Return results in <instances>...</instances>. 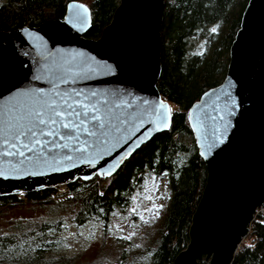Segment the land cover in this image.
Segmentation results:
<instances>
[{"label":"water","instance_id":"95a60500","mask_svg":"<svg viewBox=\"0 0 264 264\" xmlns=\"http://www.w3.org/2000/svg\"><path fill=\"white\" fill-rule=\"evenodd\" d=\"M119 4L95 40L85 37L91 27L90 7L77 1L67 5L61 19L0 31V132L5 124L25 123L38 102H59L75 92L81 100L89 96L110 106L120 104L113 111L127 121L105 137L107 143L90 148L87 158L72 151L76 144L53 150L46 160L37 161L26 150L32 160L0 155V198L52 190L77 179L88 182L95 175L112 177L141 146L169 130L171 107L156 88L165 2ZM243 12L224 81L188 111V125L208 169L207 182L192 215L189 245L173 264H199L203 259L231 264L250 232L256 208L264 206V0H249ZM93 92L96 97H91ZM85 139L82 135L81 143ZM5 150L9 145L0 143V153ZM65 154L73 159H61ZM109 171L111 175H103Z\"/></svg>","mask_w":264,"mask_h":264},{"label":"trees","instance_id":"16d2710c","mask_svg":"<svg viewBox=\"0 0 264 264\" xmlns=\"http://www.w3.org/2000/svg\"><path fill=\"white\" fill-rule=\"evenodd\" d=\"M71 1L90 7L92 21L85 37L91 40L100 36L120 5V0H0V31L33 28L47 20L61 19ZM164 2L160 25L162 70L156 88L171 107L169 130L152 137L112 177L99 179L100 184L93 179L88 182L77 179L69 184L70 198L53 206L60 211L57 218H43L26 225L17 223L12 232L0 234V264H68L69 257L54 253L64 247L69 223L76 228L97 225L107 233L114 216L129 210L136 193L152 190L154 178L168 182L170 196L153 247L133 256L122 251V260L116 264H173L189 245L192 215L203 195L208 169L198 154L188 125V111L203 93L224 81L229 48L249 0ZM211 26L217 30L210 32ZM199 34L205 40V50L196 53L190 43ZM52 192L53 189H44L25 196L39 208L49 203ZM18 200L15 195L2 196L0 214L19 206ZM199 264L208 262L203 259ZM231 264H264L263 215L252 221L250 232Z\"/></svg>","mask_w":264,"mask_h":264},{"label":"rangeland","instance_id":"374dc122","mask_svg":"<svg viewBox=\"0 0 264 264\" xmlns=\"http://www.w3.org/2000/svg\"><path fill=\"white\" fill-rule=\"evenodd\" d=\"M227 28V25L224 28ZM216 26L210 27V32ZM205 40L200 34L191 38V47L193 52L199 53L205 50L203 45ZM94 183L100 184L96 175L92 178ZM155 183L152 190L144 193H136L132 199L129 210L126 213L120 212L112 219V224L107 231L103 233L97 225L83 226L76 228L72 222L69 223L66 231L64 247L55 251L54 256L69 257L68 264H116L122 258L120 253L134 255L143 253L146 248L153 247V242L157 235V227L163 221L167 210L168 182L164 179L154 178ZM152 182V181H151ZM66 186V185H65ZM64 186V187H65ZM62 187V186H60ZM69 186L67 185L66 188ZM62 189L59 197L52 198L44 207H35L30 203L25 194L27 202H21L19 206L5 209L0 214V234L12 232L17 223L28 224V222L41 221V219L52 220L59 216V210L54 205L65 203L71 194L67 189ZM53 200V201H52ZM159 213L156 208L159 206ZM53 207V208H52ZM135 209V212L132 210ZM141 217L144 220H141ZM68 218V215L67 217ZM144 221H148L145 223ZM251 225V224H250ZM249 225V226H250ZM131 236V239L125 237ZM125 245V246H124ZM241 246V245H240ZM51 256V255H49Z\"/></svg>","mask_w":264,"mask_h":264},{"label":"snow or ice","instance_id":"6c2138e0","mask_svg":"<svg viewBox=\"0 0 264 264\" xmlns=\"http://www.w3.org/2000/svg\"><path fill=\"white\" fill-rule=\"evenodd\" d=\"M211 31L215 32L216 28ZM57 95L59 96V93ZM90 95L96 97L97 93L93 92ZM80 96V92H75L67 99L61 97L59 102L54 99L38 102L39 107H34L28 112L25 123L5 124L0 132L2 135L0 143L9 145V150H5L0 155L25 157V159L32 160V157L25 156L26 150L28 153H34L37 161L41 158L46 160L53 150L69 149L71 144H76L77 146L72 151L81 154V158H87L90 148H93L94 145L99 147L107 143L105 137L110 132H118L119 125L127 121L122 119L123 113L113 111L114 108L119 109L120 104L110 106L107 100L92 101L89 96H85L81 100ZM101 104L103 111L98 106ZM165 126H167V122H165ZM82 135L86 139L81 143ZM41 138L48 139L42 140ZM58 140L65 141V143H59ZM60 158L72 160L73 156L65 154ZM20 163H24V160H21ZM111 174V171L103 173L105 176ZM161 207L163 206L156 208L157 214ZM132 211L135 212V209ZM141 220L144 218L141 217ZM125 239H131V236L125 237Z\"/></svg>","mask_w":264,"mask_h":264},{"label":"built area","instance_id":"2783aa9c","mask_svg":"<svg viewBox=\"0 0 264 264\" xmlns=\"http://www.w3.org/2000/svg\"><path fill=\"white\" fill-rule=\"evenodd\" d=\"M66 187L67 186H65V187L64 186H62V187L58 186L56 188H53V192L51 194V198L54 199L56 197H59V195H60L59 193H61L62 189L63 188L65 189ZM16 197H17V199H19L18 201H20V202H27V199L24 198V194H18V195H16ZM254 215H255V219H257V216H259V215H263L264 216V206L263 205L262 206H258L256 208L255 212H254ZM255 219H253V221ZM250 226H249V228H250ZM239 249H240V247H239Z\"/></svg>","mask_w":264,"mask_h":264}]
</instances>
